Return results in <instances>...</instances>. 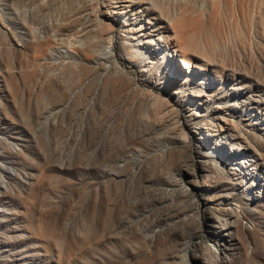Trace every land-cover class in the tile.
Segmentation results:
<instances>
[{
    "label": "rangeland",
    "instance_id": "obj_1",
    "mask_svg": "<svg viewBox=\"0 0 264 264\" xmlns=\"http://www.w3.org/2000/svg\"><path fill=\"white\" fill-rule=\"evenodd\" d=\"M0 264H264V0H0Z\"/></svg>",
    "mask_w": 264,
    "mask_h": 264
},
{
    "label": "bare ground",
    "instance_id": "obj_2",
    "mask_svg": "<svg viewBox=\"0 0 264 264\" xmlns=\"http://www.w3.org/2000/svg\"><path fill=\"white\" fill-rule=\"evenodd\" d=\"M184 63V65H185V67H187V65L185 64V62H183Z\"/></svg>",
    "mask_w": 264,
    "mask_h": 264
}]
</instances>
